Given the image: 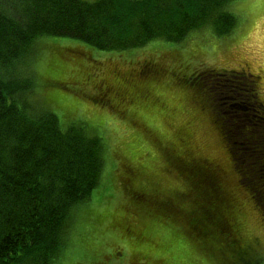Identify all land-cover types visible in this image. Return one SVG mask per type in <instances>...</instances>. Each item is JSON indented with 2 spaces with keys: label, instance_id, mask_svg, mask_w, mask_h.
<instances>
[{
  "label": "trees",
  "instance_id": "obj_1",
  "mask_svg": "<svg viewBox=\"0 0 264 264\" xmlns=\"http://www.w3.org/2000/svg\"><path fill=\"white\" fill-rule=\"evenodd\" d=\"M229 1L0 0V264H56L71 221L100 185L105 165L104 140L89 134L84 127L88 128L87 123L75 124L78 111L65 110L60 97L49 98V77L45 78V95H40L43 89L37 85V70L33 69L37 39L71 38L100 51L118 52L153 41L179 45L208 26L222 36L229 33L235 25L234 15L226 10ZM125 76L126 89L138 86L136 79L130 82ZM152 76L144 75L142 80ZM56 78L60 84L63 78ZM188 81L202 97L200 101L212 109L239 183L264 217V101L254 77L206 68L191 72ZM139 90L135 87V94ZM141 95L127 94L114 112L136 111L129 121L146 127L151 124L142 118L143 111H148L144 102L162 107L150 90ZM152 139L169 169L185 176L190 187L185 196L191 205L187 209L178 207V201L168 206L156 203L148 193L152 176H147L146 185L144 173L128 162L134 211L148 205L156 219L172 218L181 229L183 223L188 234L204 238L207 244L211 240L201 229L215 230L218 236L238 227L240 220L233 214L240 215L239 208L221 189L220 181L199 165L188 167L180 148ZM184 213L187 217L182 220Z\"/></svg>",
  "mask_w": 264,
  "mask_h": 264
},
{
  "label": "rangeland",
  "instance_id": "obj_2",
  "mask_svg": "<svg viewBox=\"0 0 264 264\" xmlns=\"http://www.w3.org/2000/svg\"><path fill=\"white\" fill-rule=\"evenodd\" d=\"M226 10L235 17L229 33L222 36L208 26L179 45L153 41L118 52L100 51L71 38L37 39L33 69L37 70V85L43 89L40 95H45V78L49 77V98L60 97L65 110L78 111L74 123H87L85 130L101 137L106 147L100 185L73 217L56 264H264V217L239 183L212 109L200 101L202 97L188 81L191 72L206 68L242 72L254 77L264 101V0H230ZM160 54L164 59L158 57ZM148 74L154 76L142 80ZM125 75L130 82L136 79L138 86L126 89L122 83ZM56 77L63 78L60 84ZM135 87L141 89L139 94H135ZM149 90L162 108L150 100L144 102L148 111H143L146 115L142 118L151 125H139L146 130L129 121L130 115L136 117V111L114 112L127 94L142 96L141 91ZM152 137L180 148L188 167L199 165L220 181L221 189L239 208L240 215L233 214L240 220L238 227L218 236L215 230L201 229L211 240L207 244L204 238L188 234L183 223L181 229L172 218L156 219L148 205L134 211L128 162L144 173L146 185L147 176H152L148 193L156 203L168 206L178 201V207L187 209L191 205L185 196L190 192L185 176L169 169ZM186 217L187 213L180 216L182 220Z\"/></svg>",
  "mask_w": 264,
  "mask_h": 264
}]
</instances>
